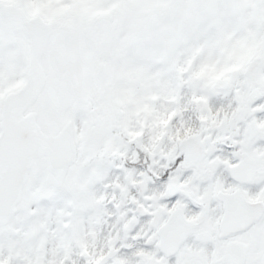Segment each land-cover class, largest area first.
<instances>
[{"label":"snow or ice","instance_id":"snow-or-ice-1","mask_svg":"<svg viewBox=\"0 0 264 264\" xmlns=\"http://www.w3.org/2000/svg\"><path fill=\"white\" fill-rule=\"evenodd\" d=\"M0 264H264V0H0Z\"/></svg>","mask_w":264,"mask_h":264}]
</instances>
